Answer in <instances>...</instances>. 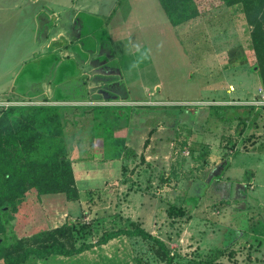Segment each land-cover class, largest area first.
<instances>
[{
	"label": "rangeland",
	"instance_id": "1",
	"mask_svg": "<svg viewBox=\"0 0 264 264\" xmlns=\"http://www.w3.org/2000/svg\"><path fill=\"white\" fill-rule=\"evenodd\" d=\"M249 16L239 3L222 4L177 24V33L125 37L83 12L79 41L46 40L42 55L20 64L17 83L40 76L50 92L10 97L18 100L1 102L0 114L42 106L22 119V133L38 160L66 154L75 194L30 189L17 198L15 210L4 209L5 249L91 242L72 256L21 264H166L152 240L97 243L103 231L134 224L164 243L172 264H264V12L254 23ZM97 49L124 72L122 90L109 97L102 90L117 82L91 87L83 64ZM61 226L65 234L49 239Z\"/></svg>",
	"mask_w": 264,
	"mask_h": 264
},
{
	"label": "crops",
	"instance_id": "2",
	"mask_svg": "<svg viewBox=\"0 0 264 264\" xmlns=\"http://www.w3.org/2000/svg\"><path fill=\"white\" fill-rule=\"evenodd\" d=\"M83 12L101 16L112 36L128 37L144 30L157 34L165 29L177 33L178 25L170 22L159 0H0V27L10 29L7 36L0 32V39L7 38V43H0V103L18 100L10 97L40 98L50 92L48 86L42 91L40 76H27L17 83L20 64L31 56L42 55V44L47 46L50 43L46 40L67 38L79 41L82 29L79 14ZM25 33L27 37H23ZM58 50L64 52L63 55L67 51ZM102 55L98 49L92 51L83 64H90L87 78L91 87H106L110 82H117V85L111 84L109 89L102 90L104 97H109L108 94L122 90L120 85L125 78L121 67L113 64L115 57L109 54V58L101 62ZM124 87L125 95H129V88L126 84ZM139 102L132 100V103Z\"/></svg>",
	"mask_w": 264,
	"mask_h": 264
},
{
	"label": "trees",
	"instance_id": "3",
	"mask_svg": "<svg viewBox=\"0 0 264 264\" xmlns=\"http://www.w3.org/2000/svg\"><path fill=\"white\" fill-rule=\"evenodd\" d=\"M159 2L174 25L222 4H241L250 14L252 23L259 21L258 15L261 16L264 12V0H159ZM259 45L258 52L260 53ZM263 56L260 53L259 57ZM261 63L264 69L263 58ZM262 81L264 86V73H262ZM39 107L42 106H27L23 109L26 112L15 118H11L5 111H1L0 114V235L6 231L4 209L15 210L16 199L25 195L28 190L35 189L39 194L55 192H64L69 196L75 194L73 172L66 154H63L61 150H55L44 160H38L31 155L34 148L33 140L29 141L27 137H24L22 119L34 118L37 114L35 109ZM238 116L237 113L236 119ZM64 227L49 230L48 238L52 239L57 234L64 235ZM124 234L152 240L166 258V264H172V257L164 243L140 225L133 224V228L105 230L97 243L104 244ZM1 239L0 236V264H21L31 256L39 259L51 255L72 256L92 246L91 242H83L77 247H68L62 242L52 241L45 246H27L24 249L6 250Z\"/></svg>",
	"mask_w": 264,
	"mask_h": 264
}]
</instances>
